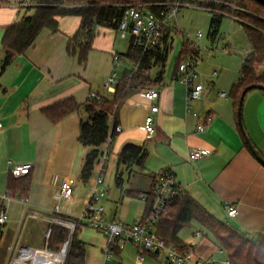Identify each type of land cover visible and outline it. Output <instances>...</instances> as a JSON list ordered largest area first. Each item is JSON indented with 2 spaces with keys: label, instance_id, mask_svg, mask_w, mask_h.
<instances>
[{
  "label": "crops",
  "instance_id": "0c3cea01",
  "mask_svg": "<svg viewBox=\"0 0 264 264\" xmlns=\"http://www.w3.org/2000/svg\"><path fill=\"white\" fill-rule=\"evenodd\" d=\"M27 1L22 3L25 6L23 9L4 7L5 4L0 1V60L6 28L36 11L33 4ZM80 20L78 16L60 17L58 32L44 29L35 44L25 54L17 56L7 70L0 74V119L3 125L0 132V207H5L9 215L8 224L0 233L2 258L6 256L7 249L13 250V244H19L25 230L42 225L49 228L59 186L64 181L70 179L75 188L70 203L62 202L61 215L78 217L71 207L82 202L83 210L90 198L95 177L86 183L80 180L88 150L78 141L80 123L89 118L84 106L90 102L89 94L93 91L106 98L112 96L104 91L103 83L115 69L114 55L127 53L129 46L127 51L119 47L121 37H128L121 35L117 29L99 27L88 61L81 65L78 56H70L67 52L68 41L79 29ZM228 49L230 54L232 50L230 47ZM131 68V63L125 58L119 80ZM156 69L155 76L148 72L152 81L145 82L126 100L117 115L109 118V133L114 130L115 122L122 132L116 134L110 147L106 180L115 178L117 187L124 190L127 177V183L130 184L127 191L141 195L152 191L157 174L172 172L182 191L189 193L216 219L227 222L246 235L263 234L264 165L257 161L245 143L237 121L238 109L234 105V98L231 94L228 99L221 97L220 94L224 92L214 91L212 80L213 86L205 88L202 98L188 112L186 87L176 78L177 68L173 74H166L165 68L160 81L156 80L160 68ZM212 74V79L220 77L219 74ZM148 88H156L160 93L156 103L160 111L154 114L157 129L149 139L144 122L151 113V103L142 94ZM255 92H250L245 98L243 120L252 143L264 155V92ZM68 98H74L81 104L78 111L59 122H53L43 113L44 109ZM206 117L210 120L206 121ZM201 125L205 126L204 131H199ZM129 144L143 146L148 154L141 167H132L134 172L130 176L128 170L118 167L119 156ZM103 148L104 144L100 151ZM194 148H204L210 155L198 163H192L189 151ZM21 164L32 166L30 174L21 176L30 178V191L25 200L9 197L7 189L9 170ZM122 172L124 181L123 186H120L117 177ZM134 199L143 200L127 193L121 198L122 206L133 205ZM229 205H235L239 210L236 216L228 217L226 207ZM145 206H139L138 216L131 222H122L133 223L142 218ZM104 215L106 218V209ZM107 221L117 219L114 217ZM203 238L205 240L202 243L209 242L206 240L208 237ZM79 239L86 246V264H123L122 252L128 247L136 251L138 264H144L146 256L154 264H161L158 258L146 252L138 259L141 251L134 244H128L110 262L105 260V249L100 248L102 255L95 259L88 252L86 242ZM29 242L23 240L25 244L18 246V251L26 246L34 247ZM186 243L195 255L213 257L214 250L207 245H203L197 253L198 244ZM34 250L30 251L33 253Z\"/></svg>",
  "mask_w": 264,
  "mask_h": 264
},
{
  "label": "trees",
  "instance_id": "16d2710c",
  "mask_svg": "<svg viewBox=\"0 0 264 264\" xmlns=\"http://www.w3.org/2000/svg\"><path fill=\"white\" fill-rule=\"evenodd\" d=\"M35 6L36 11L30 16H24L21 21L6 28L3 36V56L0 60V74L16 60L17 56L25 54L37 41L40 33L48 28L53 32L59 31L60 17L78 16L81 25L76 33L69 39L67 52L70 56H78L81 65H85L91 52L93 42L99 27L118 29L124 15L126 5L135 3H150L162 0H41ZM225 4L211 3L219 13L212 12V20L209 27V37L214 42L217 40L219 28L225 15L237 18L246 31L251 50L243 59L240 70L241 78L231 88L234 105L238 109L239 99L243 89L252 84H264V3L259 0H223ZM165 37V43L169 38V31ZM180 34V33H179ZM181 35V34H180ZM172 44H166L164 52L146 54L139 47L130 42L128 52L122 54L131 65H140L137 72L130 70L124 74L117 85L115 93L111 97L93 103H87L85 111L88 112V120L80 123L81 131L78 141L86 148L84 164L81 169L80 180L88 182L95 173V167L100 155V147L109 136V118L116 116L126 100L136 93L145 82L152 81L148 72L153 67H158L156 80L160 81L167 66ZM182 52L179 56L181 64L187 54L193 52L195 47L183 41ZM177 66V71L179 68ZM264 92V91H262ZM81 107L74 98H68L63 102L49 106L43 110L46 117L53 122H59L67 115L76 112ZM112 131L115 132L117 126ZM116 136V133H115ZM115 139V137H114ZM114 143V142H113ZM148 154L143 146L126 145L119 156V169L128 170L129 176L133 174V166L141 167ZM123 172L118 174L117 184L123 186ZM30 178H15L9 175L7 189L8 196L15 199H27L30 191ZM133 197H139L136 192L127 191ZM144 217L150 215L155 198L151 192L147 193ZM64 219L76 222L75 232L70 236V231L65 226L52 223L48 229L51 235L47 240V247L51 251H60L62 245L69 241V248L65 258V264H86V246L79 239V233L83 224L73 216L59 215ZM193 223L204 228L211 234L219 249L226 252L231 264H264V233L246 235L227 222L216 219L214 215L201 206L189 193L182 192L175 197L172 205L167 208L156 226L157 233L169 245H174L181 250H186L188 245L181 238V232L191 228ZM5 226L0 227L1 229ZM1 235V234H0ZM115 254L120 250L114 248Z\"/></svg>",
  "mask_w": 264,
  "mask_h": 264
},
{
  "label": "built area",
  "instance_id": "2783aa9c",
  "mask_svg": "<svg viewBox=\"0 0 264 264\" xmlns=\"http://www.w3.org/2000/svg\"><path fill=\"white\" fill-rule=\"evenodd\" d=\"M26 0H18V4H22ZM211 3L225 4L228 2L223 0H162L153 1L150 3H135L126 5L124 15L121 19L118 27V32L125 36L130 37L133 45L139 47L146 54H152L157 52H164L166 44L165 37L169 31L170 40L166 42L171 43V35L174 33L181 34L186 43H189L195 50L182 60L179 65L176 78L179 82L186 87V108L188 112L192 111V105L202 98L205 90V86L202 83V74L199 67L203 61V47H201L194 40L200 41L204 35L202 32L196 33L193 36L191 33L183 30L179 24L180 14L183 8H201L208 12L219 13ZM229 16V15H227ZM234 20H238L237 18ZM225 53H229L228 47L224 49ZM125 56L115 54L113 57V65H115L114 71L107 77L104 83V91L112 95L115 93L119 80V70L122 63L125 60ZM140 65H132L131 70L137 72ZM264 68V66H263ZM218 72L214 71L213 76H218ZM144 97L151 103V113L146 117L144 122V129L147 138H152L156 133V124L154 114L160 111L157 101L160 99L159 90L144 89ZM221 97L228 99L229 94L221 93ZM106 97L98 94L97 92H91L89 94V101H102ZM195 115H197L195 113ZM206 121L210 118L206 117ZM2 121L0 119V132L3 130ZM205 126L201 125L199 131H204ZM122 128L118 126L115 132L109 133L107 141L104 143V148L100 151V157L96 164L95 170L97 175L94 178L92 184V190L88 203L82 210L79 217H76L80 223L86 226H90L95 230H100L107 238V247L104 251L105 260L110 262L115 256L114 248H118L120 251L124 250L128 244H134L140 249L138 259L142 258V255L146 252L160 260L161 264H231L229 260L216 262L213 257H200L195 255L192 248L181 250L174 245H169L165 240L157 233V224L164 212L172 205L176 196L181 195L183 192L179 184L176 181L175 175L171 172H161L156 175L154 181V187L152 193L155 201L152 206V210L149 216L137 219L133 223H125L122 221L109 222L105 218V207L102 205V199L106 197L108 190L106 189L105 176L106 166L109 159V151L112 146L115 137V133H121ZM189 160L192 163H198L202 158L210 155V152L204 148H194L189 151ZM31 164H21L12 166L9 170V174H12L16 178H20L23 175L30 174ZM58 191L56 204L53 206V213L57 218H53L52 223H57L65 226L70 231V236L75 232L76 222L71 219H64L59 217L61 214L62 202L71 201L74 196V184L72 181L66 180L60 186ZM140 199L146 201L147 193L139 195ZM226 211L228 217L236 216L239 212L235 205L227 206ZM9 221L8 210L5 207H0V227L6 226ZM51 235V230L48 229L47 240ZM69 241H66L62 245L60 251H51L47 244L43 247L34 248L26 246L20 249L19 255L10 264H36L31 249H43L52 255H63L59 262L65 264V258L69 248ZM24 250H26L24 252ZM57 257V256H55Z\"/></svg>",
  "mask_w": 264,
  "mask_h": 264
},
{
  "label": "rangeland",
  "instance_id": "374dc122",
  "mask_svg": "<svg viewBox=\"0 0 264 264\" xmlns=\"http://www.w3.org/2000/svg\"><path fill=\"white\" fill-rule=\"evenodd\" d=\"M4 3V7H17V8H25L24 4H18V0H0ZM42 2L41 0H28L27 3H32L33 6L39 5ZM27 11V8L26 10ZM180 26L186 32L191 33L193 36L196 35L198 32H202L204 37L200 40H194L197 42L201 47H203V61L199 67V70L202 74V83L205 85V88L212 87V80L214 81L213 89L214 91L224 92L230 95L231 88L233 83L238 81L240 76V70L243 64V59L245 58L246 54L251 50V45L248 40L246 31L244 30V26L242 23L237 22L234 18L230 16H226L222 19V23L219 28V34L217 40L212 42L209 37V27L212 20V12H208L201 8H183L180 14ZM171 38L174 40L172 45V50L169 54L167 60V67H166V74L170 72L173 74L175 69L179 65V56L183 50L182 45L184 38L180 34H176L173 32ZM130 37L122 38L119 41V47L123 48V51H127V48L130 44ZM168 44V43H167ZM171 44V43H169ZM226 47L231 48V53H225L224 49ZM123 70V69H122ZM122 70L118 72L119 77L121 76ZM217 71L219 73L218 78L212 79L210 76L211 74ZM157 73V69L155 67L152 68L150 71L151 76H155ZM104 84V83H103ZM262 92L260 90L256 91L255 93ZM104 94V92L102 91ZM97 171L91 179L96 177ZM94 180V179H93ZM92 182V181H91ZM89 182V186L91 185ZM108 193L106 197L102 199V205L106 209V220H112V218H116L117 221H125L131 222L135 217L138 216V209L140 207L145 206V202L142 200L134 199V204L131 206H122L121 198L122 196L127 195V188L130 187V184L127 183V177L125 178L124 183V190H121L117 187L115 183V178H112L111 181L106 180L105 177V184ZM92 186V185H91ZM90 186V187H91ZM65 203H70L69 201ZM82 202L74 204L71 208L76 216L79 217L82 210ZM62 211V210H61ZM53 218H57L56 214H52ZM112 222V221H110ZM39 223V222H38ZM41 224V223H40ZM42 225V224H41ZM40 229L41 231L36 230ZM25 235L20 237L19 244H13V250L8 251L6 250V256L2 258L3 253H0V264H10L17 256L19 255L18 246L24 245L22 242L23 240H29V244L33 245L34 247H43L47 243V234H48V227L45 225L43 227H33L32 229H28L24 231ZM182 238L186 241L194 244H198L196 247L197 253H199L200 248L203 245H207L210 249L212 248L213 251V259L216 262L226 261L228 260V256L225 251L220 250L215 241L214 237L207 233V231L200 227L198 224L193 223L191 228L185 229L181 232ZM79 237L84 240L87 244V250L93 256V258L98 259L102 252L100 248L105 249L106 245V237L100 230H95L90 226L83 225L81 228V232L79 233ZM203 237H208L205 240ZM8 247V246H7ZM0 252H3V249H0ZM44 254L48 255V252ZM136 251L130 247L127 250L122 252V259L124 260L123 264H138V260L136 259ZM144 264H154L149 257L146 256V260Z\"/></svg>",
  "mask_w": 264,
  "mask_h": 264
},
{
  "label": "water",
  "instance_id": "95a60500",
  "mask_svg": "<svg viewBox=\"0 0 264 264\" xmlns=\"http://www.w3.org/2000/svg\"><path fill=\"white\" fill-rule=\"evenodd\" d=\"M260 2L264 3V0H259ZM264 91V84H252V85H248L243 89V93L239 99V103H238V112H237V121H238V125L241 131V134L243 135L244 139H245V143L248 147L249 150H251L252 154L255 156V158L257 159V161L259 163H261L262 165H264V155L259 152V150L256 149L255 145L252 143V140L250 138V136L248 135L247 131H246V127L244 124V120H243V110H244V101L246 96L252 92V91Z\"/></svg>",
  "mask_w": 264,
  "mask_h": 264
},
{
  "label": "bare ground",
  "instance_id": "6f19581e",
  "mask_svg": "<svg viewBox=\"0 0 264 264\" xmlns=\"http://www.w3.org/2000/svg\"><path fill=\"white\" fill-rule=\"evenodd\" d=\"M45 252L43 249L34 250L33 255L36 264H60L59 260L63 255H52L50 253L46 255Z\"/></svg>",
  "mask_w": 264,
  "mask_h": 264
}]
</instances>
